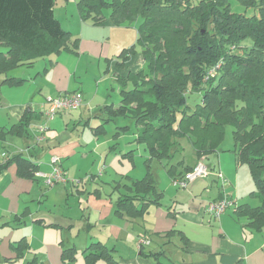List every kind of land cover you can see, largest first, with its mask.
Returning a JSON list of instances; mask_svg holds the SVG:
<instances>
[{"label":"crops","instance_id":"obj_1","mask_svg":"<svg viewBox=\"0 0 264 264\" xmlns=\"http://www.w3.org/2000/svg\"><path fill=\"white\" fill-rule=\"evenodd\" d=\"M108 20L102 24L103 28L96 30H124ZM93 30L81 25L76 52L71 54L86 53L107 64L104 83L112 82L113 100L100 86L88 89L83 82H77L75 70L80 62L70 65L69 57L61 62L50 56L44 75L47 81L38 83L40 96L35 102L34 89L29 93L15 91L18 96L11 102L2 103L0 99V107L6 109L7 116L0 123V165L22 154L37 164L38 172L50 173L51 159L57 157L66 176L78 177L76 181L68 180L63 187L48 188L35 174L34 178L21 177L14 163L0 172V264H85L88 248L96 243L110 252L114 264H264V229L252 230L247 226L250 221L237 217L234 211L236 205H260L247 177L242 183L250 194L239 191L237 180L236 187L228 194L225 193L227 185H223L212 198L209 197L213 185L208 177L197 178L186 188L179 189L172 183L174 190L160 184L161 178L174 181V176L184 173L186 167H193L199 159L193 150L191 163L181 159L186 141H180V149L171 160L152 159L145 145L135 142L138 131L128 116L111 121L129 120L127 126L117 125V129H127L116 133L118 137H113L111 146L108 141L104 146L101 143L103 148L99 153L95 152V141L89 144L91 140H85L88 130L98 143L106 135L105 125L102 122L91 125V119L102 121L105 114L100 109L105 106L112 105L114 109L121 106L120 91L133 87L125 78L143 66L141 49L139 54L125 53L118 60L110 59L109 55L124 44L119 42L112 48L107 37L106 40L89 37ZM124 50L126 47H122ZM72 77L76 80L74 86ZM73 92L81 93L82 106L47 119L46 99ZM42 125L45 131L42 140L37 141L36 129ZM155 164L159 172L153 169ZM174 164L178 167L172 176L169 169ZM236 168H240L239 164ZM207 169L212 173L217 170L214 165H208ZM148 172L153 176L156 192L161 193L158 202L156 195H149L146 200L133 199L134 194L129 190L132 181L145 178ZM248 195L255 199L248 201ZM222 198H228L232 205L219 218L210 217L205 210L207 204ZM140 239L149 244L139 247ZM19 245L21 248L17 251Z\"/></svg>","mask_w":264,"mask_h":264},{"label":"trees","instance_id":"obj_2","mask_svg":"<svg viewBox=\"0 0 264 264\" xmlns=\"http://www.w3.org/2000/svg\"><path fill=\"white\" fill-rule=\"evenodd\" d=\"M57 2L0 0V45L7 49L6 53L0 52V74L16 66L32 65L37 59L61 50L70 51L71 37L54 15ZM76 2L82 20L92 25H102L109 19L116 25L131 26L141 20L137 41L143 66L125 78L133 87L120 91L121 106L100 109L105 114L102 126L119 117L132 118L138 131L135 142L145 145L151 158L162 162L178 153L180 141H186L199 160L214 154L223 127L231 125L236 163L249 168L257 188L255 195L260 200L258 207L241 204L234 206V211L237 217L250 221L247 226L252 230L262 231L264 0H241L245 8L255 9L251 16L232 12L228 0ZM247 40L251 43L249 47L244 45ZM73 42L76 52L78 40ZM147 44L152 45L150 52L145 49ZM125 53L136 54L134 50ZM22 82L4 79L0 85L15 86ZM188 90L200 94V101L190 114L186 112ZM13 163L21 177L34 178L38 172L37 164L22 154L6 159L0 172ZM177 167V164L170 166L172 176ZM193 167H186L178 176ZM130 187L133 199L146 200L149 195H156L158 202L161 198L149 172L145 178L132 181ZM20 248L21 245L17 251ZM112 258L109 251L96 243L88 248L85 264L99 261L114 264Z\"/></svg>","mask_w":264,"mask_h":264},{"label":"rangeland","instance_id":"obj_3","mask_svg":"<svg viewBox=\"0 0 264 264\" xmlns=\"http://www.w3.org/2000/svg\"><path fill=\"white\" fill-rule=\"evenodd\" d=\"M228 2L230 4V9L232 10V12H235L238 14H245L247 16H251L256 12L255 9L245 8V6L242 4L241 0H228ZM54 7H55L54 13H55L56 19L59 18L62 29H64L66 32H68L70 37H71V45H70L71 49H70V51L61 50L59 53H54L53 55H50L51 59L60 60L62 62L63 58L66 59V57H67V60H68V57H69L68 63L70 65H76L77 63L80 62L79 65H76L77 69L75 70V73H76L75 77L77 79V82H79V81L83 82L85 87L88 89H95L97 86H100V88L102 90L105 89V91H107V93L111 94L110 99L113 100L114 96H115V90L113 91L111 89L112 82L109 80L107 83H104V76H103L104 73L103 72L106 71L107 64L102 59L98 60V58L87 56L86 53L81 54V56H74V54H71L72 52L74 53V50H73L74 49V45H73L74 42L73 41L75 39H77L78 43H79L80 38H79L78 34L80 32L81 25L84 24L87 26V29L89 27L94 29L93 32H91V34L88 35L89 37H93L96 39L105 38V40L107 37L108 40L110 41L112 48H114V46H116L117 43H119V42H122V44H124L123 46H121L118 49V51L116 53H111L109 55L110 59L118 60L120 58V56L125 54L126 50H128L129 52L131 50H134L135 53L138 52V54H139L140 53V46L138 44V41H137L138 38L137 37H138V27H139L141 20L137 19L131 27H128L125 25H116V24H114V22L112 20H108V23H112L115 27L124 28V30H117V31L114 30L115 32H110V31L108 32L107 30H103V31L102 30H96L98 27H100L98 29L103 28L102 25H92V23L82 20L80 13H79V10H78V7H77L76 0H58V2L55 4ZM125 29H127V30H125ZM143 40L146 42L145 37H143ZM244 45L246 47H249L251 45V43L249 40H247L246 42H244ZM122 47H126V50L122 51ZM145 49L147 52H150L152 49V45L147 44L145 46ZM0 52L6 53L7 49L4 46L0 45ZM73 57H75V62L73 60ZM48 59H49L48 57L37 59L36 61H34V64H33L34 68H31L33 65H25L24 64V65L16 66V67L12 68L11 70L7 71L6 73H1L0 74V81H2L4 79H14V80L22 79L23 80L22 83L15 85V86H9L6 83L0 85V99H1L2 103L3 102H11L10 100H12L13 97L18 96V95H16L18 93L15 91H26L29 93V91H31L32 89H34V102H35V99L39 98V96H40V95H38L39 91H37V89L39 88L37 86L38 83H42V82L47 81L46 76H44V75L46 74L45 69L49 68L50 61ZM33 74H34V78H33ZM37 76L39 77L38 80H36ZM75 77L74 78L72 77V80H71L72 81L71 85H73V86L75 85L74 83L76 81ZM33 79H34V82H33ZM101 81H102V83H101ZM43 84H45V83H43ZM114 86L117 87V84L115 83ZM49 98H51V97H49ZM186 98H187L186 112L188 114H190L193 111V109L195 108L196 104H198V102L200 101V94L198 92H195V91L190 92V90H188L186 93ZM43 110H44V108H43ZM4 113H6V109L2 106V107H0V123H2V120H5L7 117ZM128 121H129L128 119H118L116 123H114V122L107 123L105 125V127L107 128L106 129V131H107L106 135L103 136L101 140H99L100 149H99V143L96 140H94V138L91 136V134L88 130L90 128H88L87 126L86 127H87L89 134L86 131L85 140L86 141L91 140L89 142V144H93V141H95L97 144V148H96L95 152L99 153V150H102V148H103L102 146H104L105 142L108 141L110 146H111L112 144H114V143H112L113 140L116 137H118L116 133L122 132L121 129L116 128L117 125H119V126L120 125H126L127 126ZM91 122H93V123H91V125H95V124L102 122V121L91 119ZM232 130H233V128L231 125H226L223 127L222 139L217 146V149L215 152L216 154L214 156H212L210 159H206V161L209 162V164L205 161V159L202 160L203 156L201 157V160H202L201 162H203V164L205 163L206 164V165L204 164L205 166L208 167V165H214L217 169V170L213 171V173L208 170V173H209L208 174V181L210 183H212V185H213L212 190H211L212 192L210 193L209 198H212V196L218 195V193L222 190L223 185H224V187L227 185L226 186L227 188L225 187V193L227 192L226 194H228L231 191L232 187H236L237 180H238V183L240 185L239 191L243 192L244 194H250L246 185L244 183H242V181H245L244 180L245 177H247V179L251 180L253 191L257 192L256 185L253 183L251 175L248 172L249 168L245 164L244 165L239 164L240 168H238V169L236 168L237 163H236V155L233 152L234 144H233ZM134 131H135V128H134ZM113 137H115V138H113ZM101 143H102V146H101ZM132 146L133 147H131V148H134V144H132ZM192 150L193 149L191 148V146L189 144H186V149H184L183 155L181 156L182 157L181 159H184L186 164L191 163L193 158H194L192 156L193 155L191 152ZM178 160H180V159H178ZM175 161H177V160H175ZM156 165L157 164H155L153 166V169L158 171V168ZM219 167H220V170L218 169ZM219 173L222 175L224 182H222L220 179L217 178V174H219ZM66 177L68 178V180L72 179V181H76L78 179V177H73L71 179L68 176H66ZM204 178H206V177H203V179ZM160 180H161L160 184L162 183L163 185L164 184L168 185L170 187V189H173V186H172L173 180L171 181L169 178L168 179H162L161 178ZM216 180H217V182H215ZM230 185H231V187H230ZM60 186H62V185H60ZM170 192H171V190H169L167 192V194H170ZM207 193H209V192H207ZM206 198H208V195ZM249 198H251L252 200L255 199L254 196L248 195L247 196L248 201H249ZM250 204L252 205L251 202H250Z\"/></svg>","mask_w":264,"mask_h":264},{"label":"built area","instance_id":"obj_4","mask_svg":"<svg viewBox=\"0 0 264 264\" xmlns=\"http://www.w3.org/2000/svg\"><path fill=\"white\" fill-rule=\"evenodd\" d=\"M83 104L82 95L79 92L66 93L63 95H58L54 98L46 99L47 108L44 110L47 119H53L59 112H70L80 108ZM37 141H41V135L45 131V127L38 126L37 129ZM59 159L53 157L51 159L52 170L50 173L36 172V178L43 180L44 185L48 188H52L56 185H66L68 183V178L65 172L58 165ZM208 169L203 164V162H198L191 171L185 173L181 178L175 179L173 184L178 188H186L187 184L197 178L208 177ZM217 178L224 182L222 175L217 174ZM79 182H76V185ZM231 201L228 198H222L218 201L210 202L207 204L205 210L206 213L213 218H219L230 206ZM149 242L145 239H140L138 241V246L148 245Z\"/></svg>","mask_w":264,"mask_h":264}]
</instances>
